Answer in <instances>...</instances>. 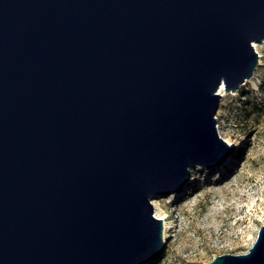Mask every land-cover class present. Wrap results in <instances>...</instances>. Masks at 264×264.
<instances>
[{
  "label": "water",
  "instance_id": "water-1",
  "mask_svg": "<svg viewBox=\"0 0 264 264\" xmlns=\"http://www.w3.org/2000/svg\"><path fill=\"white\" fill-rule=\"evenodd\" d=\"M264 0H0V264H142L151 199L233 162L219 87L259 65ZM264 264V225L245 254Z\"/></svg>",
  "mask_w": 264,
  "mask_h": 264
},
{
  "label": "rangeland",
  "instance_id": "rangeland-1",
  "mask_svg": "<svg viewBox=\"0 0 264 264\" xmlns=\"http://www.w3.org/2000/svg\"><path fill=\"white\" fill-rule=\"evenodd\" d=\"M255 44V85L223 94L215 114L221 138L247 147L231 163L189 168L196 177L186 190L155 196L154 215L165 216L169 236L164 251L142 264H207L245 254L264 225V42Z\"/></svg>",
  "mask_w": 264,
  "mask_h": 264
},
{
  "label": "bare ground",
  "instance_id": "bare-ground-1",
  "mask_svg": "<svg viewBox=\"0 0 264 264\" xmlns=\"http://www.w3.org/2000/svg\"><path fill=\"white\" fill-rule=\"evenodd\" d=\"M260 43H263V42H260ZM259 43V44H260ZM257 46L258 45H256L255 43L253 44V48H254V50L256 51L257 49ZM258 63H260V60L258 59ZM253 76V75H252ZM252 76L250 77V78H248V79H246V81L243 83V85L242 86H246L247 85V83H249V84H252V85H255L254 84V82H253V80H252ZM218 94H220L221 96L223 95V94H225L226 93V91L224 90V87L223 86H221V87H219V89H218ZM154 198H155V196L154 197H152V199H151V206H154L155 204H154ZM156 218H158L159 220L160 219H163V223H165V225H166V229H165V233H166V235H165V238L167 237V236H169V234H168V228H169V226H168V224L166 223V221H165V216H163V215H160V216H158L157 214H156Z\"/></svg>",
  "mask_w": 264,
  "mask_h": 264
}]
</instances>
